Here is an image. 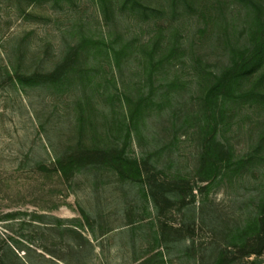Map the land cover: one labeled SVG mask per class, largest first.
<instances>
[{
  "label": "rangeland",
  "instance_id": "rangeland-1",
  "mask_svg": "<svg viewBox=\"0 0 264 264\" xmlns=\"http://www.w3.org/2000/svg\"><path fill=\"white\" fill-rule=\"evenodd\" d=\"M144 2L168 10L167 0ZM179 12L175 18L166 15L146 21L117 14L106 24L96 0H0L1 246L9 245L28 264H213L225 246L232 250L234 264H264V251L242 257L233 247V237L255 217L264 197V148L262 159L248 169L226 177L207 192L194 190V203L187 209L157 219L144 213L136 188L118 183L110 173H82L68 184L54 171V151H63L75 141L72 111L78 98L84 100L81 87L62 95L40 88L23 92L7 79L9 60L15 63L22 56L27 66L50 70L85 36L107 40L119 36L120 41L135 42L138 47L159 28L164 30L163 41L177 29L185 53L156 80L178 79L183 87L173 106L185 114L193 110L199 96L193 61L200 59L209 70H220L228 62V46L240 47L247 40L244 29L250 20L239 0H193L191 9ZM141 58L135 50L124 59L120 72L104 56L93 62L100 66L90 84L91 105L99 123L104 122L102 112L111 121L112 107L99 97L100 92L115 94L122 81L132 86L142 81ZM113 105L118 112L117 104ZM165 115L147 120L144 141L135 142L134 151L139 154L173 143L159 158L158 167L167 177L178 173L193 184L199 152L195 129L175 133ZM262 135L264 107L252 105L237 109L230 129L220 137L239 157L255 150ZM82 210L97 220L95 239L86 229L79 231L88 244L53 226L55 219L66 225L74 220L85 224ZM10 214L13 219L7 218ZM163 223L167 228L162 230ZM162 232L169 242L161 241Z\"/></svg>",
  "mask_w": 264,
  "mask_h": 264
},
{
  "label": "trees",
  "instance_id": "trees-1",
  "mask_svg": "<svg viewBox=\"0 0 264 264\" xmlns=\"http://www.w3.org/2000/svg\"><path fill=\"white\" fill-rule=\"evenodd\" d=\"M167 1L168 10L161 5L147 4L144 0H96L106 24L117 14L124 13L138 16L143 21L162 19L166 15L175 18L182 14L179 9H191L193 3V0ZM239 2L247 10L246 19L250 20L244 29L247 40L240 47L228 46V62L217 72L209 70L200 59L193 61L191 67L195 72L199 96L193 110L185 114H180L173 106L175 101L178 103L179 88L183 87L178 79L174 77L168 82H163L165 78L156 80L166 69L175 67L174 61H179L185 53L178 42L177 29H173L170 39L163 41L164 30L159 28L151 39L138 47L135 42L120 41L119 36L113 40L104 36L99 39L85 36L68 48L50 70L33 69L24 63L22 56L15 59V63L9 60L5 67L7 79L20 91L40 88L62 95L79 86L84 92V100L78 98L72 111L75 141L63 151H54V171L68 184L82 173L94 176L110 173L118 183L136 188V195L145 206L144 213L160 219L171 211L182 212L193 204L194 190L207 192L226 177L244 171L258 158L262 159L260 152L264 148V135L255 150L239 157L235 156L233 147L221 138L230 129L237 109L252 105L264 107V4L263 0ZM135 50L142 57L140 67L144 78L134 86L122 81L115 94L107 90L100 92L99 97L109 101L112 107L109 110L111 121L102 112L104 122L99 123L91 105L93 86L90 84L100 66L93 62L98 56H104L107 61L112 60L120 72L124 59L133 55ZM114 102L118 112L113 107ZM164 115L175 133L187 134L195 129L199 152L193 184L178 173L167 177L158 167L159 158L170 151L173 143L139 154L134 151L133 144L144 141L147 120ZM81 213L85 224L74 220L66 225L55 219L53 226L65 228L88 244L89 241L79 231L86 229L95 239L97 220L84 210ZM12 217V214L7 216L9 219ZM161 228L166 229V224L163 223ZM164 235L162 232L161 241L169 242ZM233 247L242 257L263 253L264 197L257 205L255 217L233 237ZM229 248H220L213 264H234ZM0 264L28 263L9 245H0Z\"/></svg>",
  "mask_w": 264,
  "mask_h": 264
}]
</instances>
